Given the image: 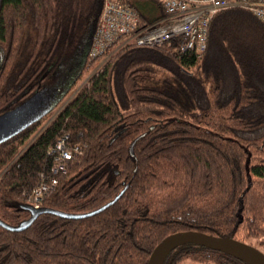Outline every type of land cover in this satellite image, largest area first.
Here are the masks:
<instances>
[{
    "label": "trees",
    "instance_id": "16d2710c",
    "mask_svg": "<svg viewBox=\"0 0 264 264\" xmlns=\"http://www.w3.org/2000/svg\"><path fill=\"white\" fill-rule=\"evenodd\" d=\"M131 2L141 20L154 13L149 1ZM102 3L0 0V116L41 97L59 74L69 73L71 86L82 79L97 61L87 52ZM37 107L0 143V222L27 221L33 192L38 209L70 215L117 200L91 217L41 214L20 232L0 227V264H147L176 232L239 241L264 255V26L247 10L214 15L200 56L174 42L129 44L54 113ZM59 141L71 161L52 175ZM185 259L246 264L194 243L161 264Z\"/></svg>",
    "mask_w": 264,
    "mask_h": 264
},
{
    "label": "built area",
    "instance_id": "2783aa9c",
    "mask_svg": "<svg viewBox=\"0 0 264 264\" xmlns=\"http://www.w3.org/2000/svg\"><path fill=\"white\" fill-rule=\"evenodd\" d=\"M103 0L87 58L105 60L115 50L132 44L159 48L174 42L182 53L195 57L206 49L209 22L217 13L229 8L247 10L264 26V0H142L153 3L154 13L141 20L132 0ZM76 152V149L73 150ZM51 153L55 161L52 175L63 172L71 161V152L59 141ZM38 192L28 196L38 209Z\"/></svg>",
    "mask_w": 264,
    "mask_h": 264
},
{
    "label": "water",
    "instance_id": "95a60500",
    "mask_svg": "<svg viewBox=\"0 0 264 264\" xmlns=\"http://www.w3.org/2000/svg\"><path fill=\"white\" fill-rule=\"evenodd\" d=\"M33 102L34 99L32 103L30 102L28 105L25 104L12 112L0 116V143L18 133L32 118H34L38 107L36 108ZM116 200L117 197L99 209L81 215H70L44 209L35 210L30 207H24V210L28 211L30 214V218L27 221L21 223L17 227H10L0 222V227L9 232H20L26 229L41 214L53 215L68 220L91 217L112 205ZM182 243L198 244L230 255L246 264H264V255L261 251L248 244L227 238L213 237L199 232H176L166 236L152 250L147 264H161L166 255Z\"/></svg>",
    "mask_w": 264,
    "mask_h": 264
},
{
    "label": "rangeland",
    "instance_id": "374dc122",
    "mask_svg": "<svg viewBox=\"0 0 264 264\" xmlns=\"http://www.w3.org/2000/svg\"><path fill=\"white\" fill-rule=\"evenodd\" d=\"M105 60H97L91 68L88 69L86 74L82 77L80 81H77L74 86H71V75L69 73L57 75L50 83L44 85L41 89V97H36L34 100V105H40L45 111H49L61 98L62 100L52 109L54 113L56 109L63 104L69 97L72 96L74 91L86 80V78L93 72V69L102 64ZM71 86V87H70ZM59 105V106H58ZM38 109H40L38 107ZM180 264H198L192 263L188 260H183Z\"/></svg>",
    "mask_w": 264,
    "mask_h": 264
}]
</instances>
